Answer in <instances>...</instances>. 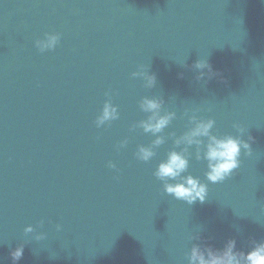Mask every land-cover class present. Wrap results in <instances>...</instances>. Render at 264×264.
<instances>
[{
	"label": "water",
	"instance_id": "1",
	"mask_svg": "<svg viewBox=\"0 0 264 264\" xmlns=\"http://www.w3.org/2000/svg\"><path fill=\"white\" fill-rule=\"evenodd\" d=\"M45 34L60 41L41 53ZM201 59L220 76L198 82ZM141 67L154 88L132 76ZM144 97L176 113L146 163L135 153L155 137L133 130ZM108 100L119 118L97 128ZM186 111L213 119L214 135L239 124L253 138L203 204L153 175L180 150L168 134L187 130ZM190 152L185 175L207 183ZM228 239L245 252L264 241V0H0V262L23 245L18 264H187L193 243Z\"/></svg>",
	"mask_w": 264,
	"mask_h": 264
},
{
	"label": "clouds",
	"instance_id": "2",
	"mask_svg": "<svg viewBox=\"0 0 264 264\" xmlns=\"http://www.w3.org/2000/svg\"><path fill=\"white\" fill-rule=\"evenodd\" d=\"M60 41L59 34H45L42 39L35 41V47L41 52L53 51ZM191 70L196 72V80H211L219 77L220 73L213 70L211 64L206 59L196 61L191 65ZM183 78V73L179 74ZM134 78L144 80V86L152 89L156 85V76L150 74L148 69L141 67L133 72ZM164 101L160 98L144 97L139 103V109L147 114L145 120L140 121L135 128H140L145 134H151L155 137L152 144L148 147L140 146L135 153L136 159L142 162L150 161L156 152L154 149L165 143V136L161 135L176 118L175 112L162 111ZM188 120L187 130L180 136L175 132L168 134L172 139L174 149L167 153L166 159L161 161L153 175L163 185V191L166 195L172 196L176 200L184 201L188 205L199 201L205 202L208 194V183L217 184L231 177L240 167L241 150H244L246 156L252 155L250 141L252 137L248 136L247 141L242 139L247 130L239 124H234L237 135L217 136L212 134L215 121L213 119H203L197 116L196 112L184 113ZM119 118L116 107L110 100L103 105L102 111L95 120L97 128L115 121ZM206 141V142H205ZM127 141H122L118 147H124ZM195 148V159L206 163L204 178L207 183L202 182L198 177L191 174L185 175L189 168V160L192 156L190 149ZM108 167L115 168V165L109 163ZM60 226L57 225V231ZM25 234L34 232L33 227L24 229ZM44 234L35 236L37 241L44 239ZM190 240L199 241V235L189 237ZM24 246L17 247L10 253L13 264H18L22 259ZM187 264H264V241L257 243L251 242L250 250L245 252L237 250V241L228 239L223 247L216 248L212 245L202 246L200 243H193L185 257ZM2 264V262H0Z\"/></svg>",
	"mask_w": 264,
	"mask_h": 264
}]
</instances>
